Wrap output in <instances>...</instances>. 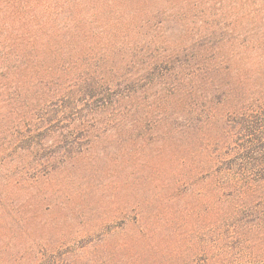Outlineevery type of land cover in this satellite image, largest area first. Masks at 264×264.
<instances>
[{
	"label": "rangeland",
	"instance_id": "obj_1",
	"mask_svg": "<svg viewBox=\"0 0 264 264\" xmlns=\"http://www.w3.org/2000/svg\"><path fill=\"white\" fill-rule=\"evenodd\" d=\"M260 104L264 0H0V264L212 258L218 142Z\"/></svg>",
	"mask_w": 264,
	"mask_h": 264
},
{
	"label": "trees",
	"instance_id": "obj_2",
	"mask_svg": "<svg viewBox=\"0 0 264 264\" xmlns=\"http://www.w3.org/2000/svg\"><path fill=\"white\" fill-rule=\"evenodd\" d=\"M222 63L220 61L218 65ZM102 90L103 101H99L98 112L114 107L110 103V86L102 87ZM66 97L64 95L61 101ZM225 127V137L218 142L222 143V148L217 154L213 176L218 202L232 204L218 226V230L228 227L229 237L218 234L216 252L212 258L202 255V264H264V248L246 247L243 239L247 230L249 233L263 231L264 234V104L233 109L227 115ZM239 246L242 248L236 250Z\"/></svg>",
	"mask_w": 264,
	"mask_h": 264
}]
</instances>
